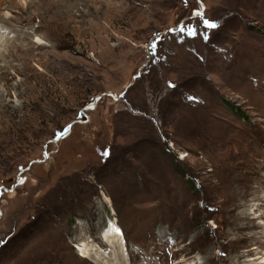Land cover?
<instances>
[{"label": "rangeland", "instance_id": "obj_1", "mask_svg": "<svg viewBox=\"0 0 264 264\" xmlns=\"http://www.w3.org/2000/svg\"><path fill=\"white\" fill-rule=\"evenodd\" d=\"M200 1L0 0V264H264V0Z\"/></svg>", "mask_w": 264, "mask_h": 264}, {"label": "bare ground", "instance_id": "obj_2", "mask_svg": "<svg viewBox=\"0 0 264 264\" xmlns=\"http://www.w3.org/2000/svg\"><path fill=\"white\" fill-rule=\"evenodd\" d=\"M202 5V4H201ZM201 12V11H200ZM203 15V14H202ZM201 16V15H200ZM2 19V18H1ZM3 20V19H2ZM8 21V20H7ZM7 21H4V22H6V23H9V22H7ZM1 27V26H0ZM7 29V28H6ZM25 34V33H24ZM27 34H29V35H24L23 36V38H24V40H28L29 42H31V36H30V33H27ZM2 38V39H1ZM4 38L3 37H0V41L1 40H3ZM36 40V39H35ZM4 41V40H3ZM6 41V40H5ZM38 41H40V40H38ZM2 42V41H1ZM34 44H37V45H39L37 42H35V41H32ZM40 43V42H39ZM10 44H14V43H11V42H9V41H7L6 42V44L4 43V45H6V47L8 46H10ZM3 46V45H2ZM12 46H15V45H12ZM2 58V57H1ZM6 71V70H5ZM1 72H4L3 71V69L2 70H0V74H2ZM98 103V102H97ZM97 103L96 104H94L93 105V107H91V108H89V111H93L94 110V108H95V106L97 105ZM262 219H264V214L263 215H261L260 216ZM238 221H243V223L242 224H239L238 226H236L235 227V230H237V232L238 233H240V232H246V231H249V230H251V231H257V229L259 228H261L260 226H258V225H256L254 222H252V220H251V218L247 215V214H242L241 216H240V218H238ZM108 235L106 236V237H108V240H112V239H117L118 237H121V232H120V229H119V227L117 228V227H115V225H111V228H110V230L108 231ZM243 236V235H242ZM248 238V237H247ZM255 237H253L251 240H252V243H255V245H258V246H262L263 245V241L261 240V239H258V240H255L254 239ZM243 239H245V237L243 238ZM119 241V240H118ZM116 242V241H115ZM84 246V245H83ZM85 247V246H84ZM114 249V248H113ZM253 250H256V249H253ZM253 252V251H252ZM251 252V253H252ZM86 253V252H85ZM115 253V252H114ZM250 253V254H251ZM87 255V254H86ZM238 259H240V258H238Z\"/></svg>", "mask_w": 264, "mask_h": 264}, {"label": "snow or ice", "instance_id": "obj_3", "mask_svg": "<svg viewBox=\"0 0 264 264\" xmlns=\"http://www.w3.org/2000/svg\"><path fill=\"white\" fill-rule=\"evenodd\" d=\"M194 15H196L197 13L194 11V13H193ZM202 15V14H201ZM203 23H204V25H205V27L206 28H216L217 27V25L215 24V23H212V22H209V21H207V20H204L203 21ZM178 30L180 31V32H185V31H187L188 32V34L189 35H192V36H195V35H197V30H196V28H195V26H188V25H180L179 27H178ZM173 31H175V29L173 30ZM205 38H207V37H205ZM38 39V38H37ZM42 43V42H41ZM174 86V85H173ZM104 155H108V153H104ZM25 181H24V178H21L20 180H18L17 181V183L18 184H22V183H24ZM3 191H4V189L3 188H0V195H2L3 194Z\"/></svg>", "mask_w": 264, "mask_h": 264}, {"label": "built area", "instance_id": "obj_4", "mask_svg": "<svg viewBox=\"0 0 264 264\" xmlns=\"http://www.w3.org/2000/svg\"><path fill=\"white\" fill-rule=\"evenodd\" d=\"M45 153H46V152H44L43 154L45 155V160H46V159H48L49 156H48L47 153H46V154H45ZM27 170H28V169H25V170H23V171H21V172L19 173L17 179L15 180V183L12 184V186H11L9 189L6 188V187H1V188L4 189L3 194H4V192H6V193L13 192L18 186L23 185V183H22V184H18L17 181L20 180L21 178H23V177H22V174H24L25 172H27ZM24 181H25V179H24ZM3 194H2V195H3ZM2 195H0V199L2 198ZM1 216H2V213H1V211H0V218H1Z\"/></svg>", "mask_w": 264, "mask_h": 264}, {"label": "water", "instance_id": "obj_5", "mask_svg": "<svg viewBox=\"0 0 264 264\" xmlns=\"http://www.w3.org/2000/svg\"><path fill=\"white\" fill-rule=\"evenodd\" d=\"M199 4L201 5L202 4V2L199 0ZM205 10V9H204ZM204 10H202L201 12L199 11V12H196L197 14L196 15H194L195 17L196 16H200L201 14H204ZM176 30V29H178V27L177 28H170L168 31H167V33H171V32H173V30ZM163 36V34H160V35H156L155 36V39L157 40L158 38H160V37H162ZM154 41V40H153ZM149 51V47L147 48V52ZM146 66L144 65L143 67H142V69H144ZM141 73H139L138 74V76H136L135 78H137V77H139V75H140ZM120 96V95H119ZM118 96V97H119ZM112 97V96H111ZM99 99L100 98H97L94 102H93V104L95 103H97L98 101H99ZM86 111H89V108L88 107H86L85 109H83V111H82V113L83 114H85V112ZM68 136V135H67Z\"/></svg>", "mask_w": 264, "mask_h": 264}, {"label": "trees", "instance_id": "obj_6", "mask_svg": "<svg viewBox=\"0 0 264 264\" xmlns=\"http://www.w3.org/2000/svg\"><path fill=\"white\" fill-rule=\"evenodd\" d=\"M224 103H225L226 106H228L230 109H232L231 106H230L229 104H227L226 102H224ZM235 112L237 113V116H238V117H242V118L245 119V117H244V116H241V114H239V112H238L237 110H236ZM60 132H62V130H60V131L57 132L56 134H59Z\"/></svg>", "mask_w": 264, "mask_h": 264}]
</instances>
